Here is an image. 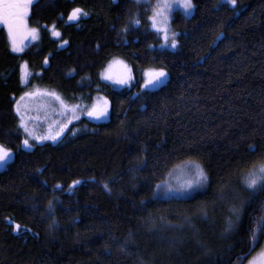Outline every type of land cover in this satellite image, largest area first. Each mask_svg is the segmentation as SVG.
<instances>
[{
	"label": "trees",
	"instance_id": "16d2710c",
	"mask_svg": "<svg viewBox=\"0 0 264 264\" xmlns=\"http://www.w3.org/2000/svg\"><path fill=\"white\" fill-rule=\"evenodd\" d=\"M192 5L171 12L174 49L159 47L152 5L138 0H34L26 19L39 38L18 53L0 27V144L11 149L0 169V264H243L258 250L264 190L241 187L264 164V0ZM74 8L88 15L69 21ZM115 57L134 79L117 91L100 80ZM159 69L165 81L142 90L144 72ZM38 86L67 103L104 93L109 113L23 148L15 104ZM188 161L207 173L205 190L154 197ZM206 214L221 219L212 242Z\"/></svg>",
	"mask_w": 264,
	"mask_h": 264
},
{
	"label": "rangeland",
	"instance_id": "374dc122",
	"mask_svg": "<svg viewBox=\"0 0 264 264\" xmlns=\"http://www.w3.org/2000/svg\"><path fill=\"white\" fill-rule=\"evenodd\" d=\"M34 0H32L33 2ZM138 1H144L147 3H150L152 5V14L153 16L154 10L157 8L158 4L160 3V0H138ZM171 3L172 0H169ZM31 5V4H30ZM29 5V8H30ZM174 10H179L185 15H190L193 11V7L190 10H185L182 8L179 4L173 3V6L164 12L163 16L157 17V28H164L166 27L168 30V40L165 41L164 39V32L158 31L157 28H154L152 26L153 21L150 19V27L152 30L157 32L160 37L162 43L159 45L160 48H168V49H174V47L171 46V40L173 37L170 35L169 32V20L171 16V12ZM82 16V15H81ZM79 16V18L81 17ZM78 18V19H79ZM74 20V21H78ZM27 21V19H26ZM27 25L30 29L32 27L28 24ZM0 27H4L5 31L7 33V28L0 23ZM34 28V27H33ZM35 29V28H34ZM53 32V29H52ZM40 30L37 32V37L39 38ZM172 37V38H171ZM7 38L10 43V47L12 49V44L9 39L8 33ZM33 40L31 36H28L27 38L23 39L22 44H19L22 49H24L29 44L35 42L38 40ZM19 52V51H14ZM122 61V64H112L111 69L106 72L105 69L109 68V64L113 62V60ZM127 66V69L129 70L127 73L124 72V66ZM24 66V67H22ZM27 66L23 62L21 63V79L22 76L27 74ZM148 72V71H146ZM145 73V72H144ZM130 75V79L126 83H118V78L122 75ZM108 75H112L113 79H107L106 77ZM147 77L144 75L143 81L141 83V89H149L152 88V86L156 87L162 84L166 77H161L159 81H154L150 85L145 84V79ZM100 80L103 82H106L111 86V88L115 91L131 86L134 82L132 71L130 68V65L125 62L124 60L120 58H112L105 66V68L100 72ZM28 81V74L26 77L22 80L23 84H27ZM100 89V88H97ZM100 91V90H99ZM51 93H54L55 95H51ZM28 94V95H26ZM59 97V99H57ZM78 99L75 100V102L67 103L62 96L57 93L56 91H51L45 88L41 87H33L31 90L27 91L25 94L21 95L15 104V111L16 116L19 119L18 125L24 135L23 141L25 139L28 140V143L30 146H25L22 142L23 148H30L34 145L51 142L53 140H56L58 137H60L63 134H69L70 136H74L76 134H79L81 132H85L89 130V126L87 123H81L80 121L82 119H86L93 122H98L104 120L110 109L109 99L105 96L104 93L97 92L95 96H93V99L91 102H86L81 97H77ZM17 108H19V111H17ZM106 108V111H103V114L101 115H89L90 111H100L102 109ZM23 120V126L21 124V121ZM27 127L28 132L25 131V127ZM31 133V135H29ZM59 133V135H57ZM55 136V139L51 138H42L38 139L37 137H50ZM6 148V147H5ZM11 153L9 154V157L4 162L3 167L7 166V163L11 160ZM199 166L200 169L203 170L204 175L206 176V180L202 184H193L191 187L187 185V182L189 180L194 179V172H195V166ZM264 166V164H260L257 166V168ZM257 169H253L250 173L256 171ZM249 173V174H250ZM248 174V176H249ZM247 176V177H248ZM208 183V176L205 170L202 168V166L199 163L188 161L183 162L176 167H174L171 172L168 174L166 179L164 181L159 182L154 190V197L156 198H162V199H187L192 197L198 192L204 191L207 187ZM245 185H242L241 188L243 190L248 189ZM231 209V208H229ZM231 211V210H230ZM205 221L209 220V227L211 229L210 233L208 234V241L212 242L214 239V233L216 232L217 227L220 225V220H212L211 218H208L209 215H203ZM191 238V237H190ZM221 238V235H220ZM192 239V238H191ZM196 244L193 241H189L188 248L193 249L196 248ZM262 246H264V240L258 250H256L253 254H251L246 261L243 264H248V259H251L252 257H257L259 260V257L257 254L261 251Z\"/></svg>",
	"mask_w": 264,
	"mask_h": 264
},
{
	"label": "snow or ice",
	"instance_id": "6c2138e0",
	"mask_svg": "<svg viewBox=\"0 0 264 264\" xmlns=\"http://www.w3.org/2000/svg\"><path fill=\"white\" fill-rule=\"evenodd\" d=\"M229 3L235 4V0H228ZM32 3V0H0V23H2L7 28V33L9 36V39L12 44V50L13 51H22V47L19 46V44H22L23 39L27 38L28 36H31L33 40L37 39V30L32 28L30 29L27 25L26 17L28 15L29 5ZM173 3L179 4L182 8L185 10H190L192 5V0H172L170 3L169 0H160V3L158 4L157 8L154 10L153 16L150 17V19L153 21L152 26L154 28H157V17L163 16L164 12L170 9L173 6ZM81 15H88L87 12H84L82 9L74 8L72 9V12L68 16L69 21H74L79 18ZM139 23V21H137ZM158 31L164 32V39L165 41L168 40V30L166 27L164 28H157ZM53 36H60V33L53 29L52 32ZM173 39L171 40V46L175 47L177 44V41L175 39L176 34H171ZM122 61L113 60L109 64V68L105 69L106 72H108L112 64H122ZM24 67V66H22ZM129 70L127 69V66H124V72L127 73ZM26 73L24 76H22V80L26 77ZM145 76L147 77L145 79V84L150 85L154 81H159L161 77L165 76L164 69L159 70H152L145 72ZM107 79H113L112 75H108L106 77ZM130 75L122 74L118 78V83H126L130 79ZM28 95V94H26ZM51 95H55L54 93H51ZM59 99V97H57ZM17 111H19V108H17ZM103 111H106V108L100 110V111H90L89 115H101L103 114ZM21 124L23 126V120L21 121ZM25 131L28 132V129L26 126ZM31 135V133H29ZM59 135V133H57ZM38 139L42 138H51L55 139V136L50 137H37ZM25 146H30L28 143V140L25 139L23 141ZM11 152V149L5 148L4 145L0 144V162H5L6 159L9 157V154ZM206 180V176L203 173V170L199 168V166H195V172H194V179L189 180L187 182V185L191 187L193 184H202ZM73 184H78L79 181H73ZM245 183L247 185L248 189L254 190L256 188H260L261 190H264V166H261L257 168L256 171L249 174V176L246 178ZM107 187V185H105ZM233 211H237L236 209H233ZM19 228V225L16 226ZM229 227H231V221H229ZM256 229H259L262 233H264V215H262L256 225ZM256 229L251 230L250 236L251 240L253 242L257 241L256 236ZM259 257V260L257 257H252L251 259H248V264H264V246H262L261 251L257 254Z\"/></svg>",
	"mask_w": 264,
	"mask_h": 264
},
{
	"label": "water",
	"instance_id": "95a60500",
	"mask_svg": "<svg viewBox=\"0 0 264 264\" xmlns=\"http://www.w3.org/2000/svg\"><path fill=\"white\" fill-rule=\"evenodd\" d=\"M3 164H4V162H0V169L2 168ZM249 252L247 254H245L244 257H246L249 254Z\"/></svg>",
	"mask_w": 264,
	"mask_h": 264
}]
</instances>
